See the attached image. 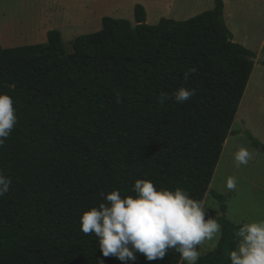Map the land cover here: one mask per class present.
I'll list each match as a JSON object with an SVG mask.
<instances>
[{
  "label": "trees",
  "instance_id": "obj_1",
  "mask_svg": "<svg viewBox=\"0 0 264 264\" xmlns=\"http://www.w3.org/2000/svg\"><path fill=\"white\" fill-rule=\"evenodd\" d=\"M223 9L214 0L186 21L147 25L136 5L134 26L105 17L67 43L51 30L44 44L0 48V92L18 121L0 147V171L12 180L0 197V264H125L102 256L79 217L101 192L131 195L137 179L204 199L254 65ZM180 87L195 90L182 104L172 96ZM211 195L222 236L198 264H230L240 225ZM136 255L127 264H185L172 249L163 260Z\"/></svg>",
  "mask_w": 264,
  "mask_h": 264
},
{
  "label": "rangeland",
  "instance_id": "obj_2",
  "mask_svg": "<svg viewBox=\"0 0 264 264\" xmlns=\"http://www.w3.org/2000/svg\"><path fill=\"white\" fill-rule=\"evenodd\" d=\"M143 1L150 11L146 24L156 25L155 17L166 12V2ZM222 2L223 19L233 42L251 51L255 62L203 200L207 207L205 219L221 216L220 205L211 195L214 192L226 199L225 219L240 225L242 221L264 218V152L253 147L250 140L251 137L264 145V67L257 64L264 61V0ZM177 3L173 14L183 19L211 9L213 0H177ZM129 5L126 0H0V47L44 44L49 30L57 31L67 43L99 31L103 16L124 19L134 26ZM241 147L252 155L246 165L237 166L235 153ZM230 176L237 180L236 189L231 191L226 188ZM218 241L216 238L204 241L198 248L200 256L212 251Z\"/></svg>",
  "mask_w": 264,
  "mask_h": 264
},
{
  "label": "clouds",
  "instance_id": "obj_3",
  "mask_svg": "<svg viewBox=\"0 0 264 264\" xmlns=\"http://www.w3.org/2000/svg\"><path fill=\"white\" fill-rule=\"evenodd\" d=\"M194 91L180 87L172 96L182 104ZM17 122L12 98L0 92V147ZM251 155L241 147L235 153L237 166L246 165ZM11 184V178L0 171V197L9 191ZM236 187V178L228 177L226 188L231 191ZM100 195L103 202L84 211L79 220L85 235L95 234L103 257L111 255L127 264L137 259V253H142L148 261L163 260L172 249L187 264H198L199 246L222 236L217 220L205 219V201L192 198L180 187L157 188L151 180L137 179L131 195L122 196L118 189ZM235 236L237 243L228 254L230 264H264V218L240 222ZM98 262L103 264L102 259L98 258Z\"/></svg>",
  "mask_w": 264,
  "mask_h": 264
},
{
  "label": "crops",
  "instance_id": "obj_4",
  "mask_svg": "<svg viewBox=\"0 0 264 264\" xmlns=\"http://www.w3.org/2000/svg\"><path fill=\"white\" fill-rule=\"evenodd\" d=\"M126 1H129V6H130V11L133 12V15H134V7L136 5H139L141 6L143 9H144V12H145V23L147 22L146 19H147V16H149V9L147 8V5L145 4V1L143 0H126ZM198 1V0H197ZM161 2H166L167 4V7H166V12H162L160 15L156 16L155 19H156V22L158 23L160 20L164 19V20H172V21H176V22H179V21H186L192 17H186V18H179L177 16H175L173 13L175 11V6L178 4L177 3V0H161ZM214 7V0H213V5H212V8L211 9H208L206 11H210L212 10ZM184 9V8H183ZM204 11V12H206ZM203 13V12H202ZM172 14V15H171ZM201 14V13H200ZM199 15V14H198ZM106 16H103L101 17V20L103 18H105ZM109 18V17H108ZM156 23V24H157ZM49 30V29H48ZM51 31V30H49ZM48 32V31H47ZM47 32H46V35H47ZM61 37V36H60ZM46 41H47V37H46ZM0 48H3V47H0ZM3 49H7V48H3ZM227 140V139H226Z\"/></svg>",
  "mask_w": 264,
  "mask_h": 264
},
{
  "label": "water",
  "instance_id": "obj_5",
  "mask_svg": "<svg viewBox=\"0 0 264 264\" xmlns=\"http://www.w3.org/2000/svg\"><path fill=\"white\" fill-rule=\"evenodd\" d=\"M250 60H251L252 62H255V58H250Z\"/></svg>",
  "mask_w": 264,
  "mask_h": 264
}]
</instances>
